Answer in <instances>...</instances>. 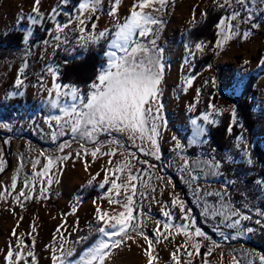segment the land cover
Here are the masks:
<instances>
[{
  "label": "rangeland",
  "instance_id": "1",
  "mask_svg": "<svg viewBox=\"0 0 264 264\" xmlns=\"http://www.w3.org/2000/svg\"><path fill=\"white\" fill-rule=\"evenodd\" d=\"M219 2L223 3V0H219ZM69 3H72V0H69L67 4ZM132 3L133 0H122L119 6L121 18L128 15ZM33 4L34 0H0V33L14 27L22 29L25 36L29 30L32 33L31 22L27 18L20 20L19 16L23 13L27 17L31 13ZM209 4L217 5L216 0H168L164 10L159 13V18L163 23L156 33L158 37L156 46L161 50V62L164 65L163 79L160 85L164 122L158 138L160 158L156 159L154 156L137 152L126 136L120 137L125 148L135 152L141 162L148 161V164L133 162L136 169H146L140 175L146 181V185L142 186L141 190L147 192L146 197L137 198L138 207L134 215L142 220V230L152 237L156 221L164 220L161 215L162 207L167 205L176 217L175 222H181L179 208L171 207L173 195L178 194L185 202L186 210L191 209L190 215L195 219V227H200L209 237V239H205L207 245L210 246L213 243L219 245L207 257L209 264H233V257L238 258L240 264H247L248 260H254V264H261L260 260L255 257L264 255V251L248 241L250 232H247V240L242 237L233 238V236L244 234L245 229L253 228V225H246V221H241V226L229 228L221 223L219 217L213 218L211 215L204 214L205 201L209 205H213L217 201V197L205 196L204 192L219 191L230 179L221 175L219 169L220 175L205 178L201 174V179L192 183L188 174L181 171L180 157L177 155L175 141L172 139L173 136L177 137L183 145L182 154H186L189 159L215 157L220 161L215 148L206 143L207 136L205 134L201 138L204 143H190L193 127L190 121L199 118L198 123L202 124L206 133L209 123L203 121L202 114L209 113V119L216 122L223 110H230L229 108L234 104L233 96L242 92L246 80L252 75L253 86L257 89L255 94L251 93L249 96L250 99H255L252 107L255 116L253 132L264 142V63H261L264 60V0H249L247 5L237 4L233 0L232 12H240V16L231 21L235 35L224 41L222 46L217 47L218 40L223 39V35L219 34L214 42L216 53L213 62L195 69L197 58L207 49V40L191 41L188 30L204 15L205 8ZM109 6L110 0H103L102 10L97 13L99 20H96L95 17L93 19L97 24V31L111 27V24L114 23L108 15ZM39 8L42 14L39 24H43L47 18L51 19L50 13L53 8L58 10L56 21L60 23L66 22L69 18L65 13L72 16L76 14L75 10H70L66 4L61 3V0H41ZM249 12L253 14V18L246 22ZM93 21H89L87 24L89 30ZM52 22L46 36L35 40L30 49L26 45H22L0 57V77H2L0 84L5 87H16L18 93H23L22 95L17 94L16 96L21 99L14 102L16 108L15 127H10L7 130L0 129V161L4 168L0 172V191L7 188L11 192V195H8L6 199H0V264H6L7 251L10 246L13 249L17 247L18 238L26 246L22 248L25 253L28 251L34 253L35 264H53L52 249L53 247L59 248L60 234L67 237L65 247H71L78 236L87 235L90 231L89 225L95 223L93 200L105 191L100 190L99 193L91 194L93 190L99 189L96 185L103 179L102 167L107 165L108 157H98L95 161L90 154L85 158H76L74 153L78 150L77 141H71L69 136L56 140L51 136L52 129L48 126L47 118L58 113L48 103L47 89L51 88L53 83V75L49 69L56 70L58 68L59 70V62L55 53L74 56L81 55L85 51L78 45L75 33L68 36L67 44L62 42L63 35L60 42L54 40L55 22L53 20ZM253 24H257L258 27L253 28ZM249 31L251 34L244 38V33ZM57 43H60L58 48L56 47ZM103 43L105 51V42ZM197 43L203 45V51L196 49ZM73 49L75 50L73 51ZM4 57H7L14 68L11 69L8 66V72L5 71L7 74L1 69ZM15 62L19 64L16 68L17 71L13 66ZM25 63L27 67L23 73H20L19 69ZM102 63H104V59ZM18 76L24 81L23 85L19 87L15 85ZM189 77L193 78L190 85L187 84ZM57 82L75 84L61 82L59 75ZM208 84H211L213 88L212 90L207 89L208 94L209 96L215 94L216 100L210 101L207 106H203L199 110L196 107L197 103L200 98H203ZM75 85L81 87L78 84ZM5 100L6 98L0 99V101ZM210 104L214 108H210ZM235 124L238 126V130L233 136L232 146L225 148V157L227 159L231 157L230 161L232 162L247 163L248 158L252 161L248 144L249 134L237 113ZM241 135L243 141H238L237 137ZM100 139L103 141L107 137L101 136ZM64 140L71 141V147L66 148L64 152H72L73 156L62 164L58 163L52 170L55 173L54 182L48 187L45 181L44 186L47 191L44 196L40 195L39 178H34L36 189L31 193L33 198L26 200L21 197L20 202H17L15 196L23 188V181L26 178L33 179L32 159L40 152L53 156L63 155L64 153L58 152V148ZM238 144L239 147H237ZM88 147L91 149L94 145L89 144ZM103 150L108 151V146L106 145ZM115 159L122 160L123 156L117 155ZM85 160L89 165L87 170H85ZM44 163L46 161L41 157V164L37 166V170L42 168ZM60 169L63 170L60 171ZM97 172H100V176L92 186H87V181ZM14 176L17 177V188L12 190L10 185ZM57 179L58 183L55 182ZM197 185L201 188L200 192L195 191ZM228 185L229 183L227 187ZM259 189L261 200L264 199V190L261 189V186ZM228 198L230 199L229 196ZM98 203L101 202L98 201ZM102 203L104 208H109L106 200ZM245 204L242 206L243 209L240 208L241 212L252 217L249 221L253 220L256 224L263 225L264 218H261L263 215L260 214L263 211L260 205L251 207L247 203L248 208H245ZM233 205L237 207L235 204ZM74 207L76 211L73 213ZM193 207H196L201 222H205L209 227L207 230L197 222L192 211ZM258 220L260 223L256 222ZM58 227L60 233H57ZM13 230L16 232L15 236ZM54 234L56 235L55 240L53 239ZM132 235L135 236V233ZM92 239L94 240L95 236ZM185 239L183 235H175L174 238L169 237L168 240L161 237L158 244L154 241V254L158 257L154 264H173L171 253L176 250L178 245H183ZM136 240L137 243L129 240L126 245L114 250V254L106 264H147L144 250L138 246V244H144V241L139 236H136ZM245 242L249 245L244 244ZM75 247L79 252L82 246L76 245ZM188 250L193 252L192 257H188L183 250L179 253L182 264H187V261H192L196 256L195 250L190 246ZM252 254H255V257ZM27 259L29 264H32V259L30 257ZM20 264H23V261Z\"/></svg>",
  "mask_w": 264,
  "mask_h": 264
},
{
  "label": "snow or ice",
  "instance_id": "2",
  "mask_svg": "<svg viewBox=\"0 0 264 264\" xmlns=\"http://www.w3.org/2000/svg\"><path fill=\"white\" fill-rule=\"evenodd\" d=\"M68 2L69 0H61L62 4ZM121 2L122 0H110L108 15L114 23L111 24V27L99 31H97V24L93 21V17L99 20L97 13L102 10L103 0H79L75 6L76 14L72 16L65 13L69 18L64 23L56 21L57 8H53L50 13L51 19L55 22L54 40L60 42L63 35L62 42L67 44L68 36L75 33L78 45L85 50L90 45H99L101 41L105 42L104 63L97 67L96 75L87 84L86 91L75 84L58 83V68L56 70L49 69L53 75V83L51 88L47 89L48 103L58 113L47 118L48 126L52 129L51 136L54 140L69 136L71 141H77L78 150L74 153L76 158H85L89 154L93 161L98 157H108L107 165L102 167L103 179L96 185L105 191L93 200L95 223L90 224L88 234L78 236L71 247H65L67 237L61 233L59 248L53 247L52 249L53 264H106L114 254V250L126 245L129 240L137 243L136 236L141 237L144 241V244H138V246L144 250L147 264H154L158 260L154 254V241L158 244L161 237L168 240L169 237L174 238L175 235H183L186 238L185 243L178 245L176 250L171 253L173 264H182L179 255L181 250L188 257H192L193 252L188 250L190 246L195 250V255L198 256L203 240L209 239L200 227H195V219L190 215L191 209L186 210L185 202L178 194L173 195L171 207L179 208L181 222H175L176 217L167 205L162 207L161 215L164 220L156 221V228L153 229L154 235L152 237H149L142 230V220L134 215L137 198L146 197L147 192L141 190V187L146 185V181L140 175L146 169H136L133 162L148 164V161L141 162L135 152L125 148L120 137L126 136L137 152L154 156L156 159L160 158L158 138L164 123L160 85L163 79L164 65L161 62V50L156 46V39L158 38L156 33L163 23L159 18V13L164 10L168 0H133L128 15L123 18L119 15ZM40 3L41 0H34L31 13L27 17L21 13L19 19L27 18L31 24L39 23L42 17L39 8ZM216 3L219 8L226 6L231 8L233 0H223V3L216 0ZM235 3L247 5L249 0H235ZM239 16L240 12L233 11L230 16L220 19L217 28L219 33L223 35V39L218 40L217 47L222 46L224 41L235 35L231 21L236 20ZM252 18L253 14L249 12L246 22L251 21ZM89 21H93L90 30L87 27ZM252 27H258V25L253 24ZM250 34V31L245 32L244 38ZM29 36H31L30 30L25 36V41ZM56 47H60V43H57ZM195 47L197 50L203 51L202 44L197 43ZM261 63H264V60ZM26 67L27 64L25 63L19 72L23 73ZM192 79V77L188 78V85L192 83ZM23 83L24 81L18 76L15 85L19 87ZM213 85L215 86L214 81ZM17 94L22 95L23 93H12V95ZM209 107L214 108L211 104ZM209 115V113L202 114L203 121L215 123L209 119ZM232 116L233 122H235L236 112L234 108L232 109ZM198 119L195 118L190 121L193 126L190 140L192 144L204 143L201 138L205 134V128L201 123H198ZM3 127H7V125H3ZM228 131L231 133V126ZM101 136L107 137V139L102 141ZM172 139L175 141V150L180 157L181 171L188 174L192 183L201 179V174L205 178L220 175L221 161L216 160L215 157L189 159L186 154H182L183 145L177 137L173 136ZM237 140L243 141V136H238ZM71 141L64 140L59 145L58 152L64 153L63 155L53 156L40 152L32 159L33 179L26 178L23 181V188L15 196L17 202H20L21 197L26 200L33 198L31 193L36 189L34 178H39L40 195L44 196L47 191L44 186L45 181L48 187L54 182L55 173L52 170L58 163L62 164L73 156L72 152H64L66 148L71 147ZM89 144L94 145V147L89 149ZM106 145L108 151L103 150ZM117 155L123 156V159L116 160ZM41 157L46 163L37 170V166L41 164ZM228 159L231 160L232 158L228 157ZM247 163H252L250 158H248ZM88 167L87 160H85V170ZM3 170V163L0 161V172ZM62 170L60 169V171ZM99 176L100 172L95 173L87 181V186H92ZM55 182L58 183L59 180L57 179ZM168 183L170 184L171 181L169 180ZM228 183L231 182H226L224 188L219 191L204 192L205 196L217 197V201L213 205H209L205 201L204 214L211 215L213 218L219 217L221 223H224L226 227L237 228L241 226V221L250 220L252 217L242 213L240 208L232 204L228 198ZM256 183L264 190V180H257ZM10 188L12 190L17 188L16 176L12 178ZM25 190L30 191L26 192ZM195 191H201L199 185ZM8 195H11V192L7 188L0 191V199H6ZM105 200L109 208L103 207L102 202ZM244 207L248 208L247 203ZM75 211L76 208L74 207L73 213ZM260 214L264 215V212H260ZM256 222L260 223L259 220ZM245 231L251 232L253 229L249 227ZM57 233H60L59 227ZM132 233H135V236ZM13 235H16L15 230H13ZM93 236H95L94 240L92 239ZM53 239H56L55 234ZM34 244L33 239V246ZM76 245L82 246L79 252H77ZM218 246L215 243L208 246L203 264H209L207 257ZM23 247L26 246L18 238L17 247L13 249L10 246L7 251L6 264H20L21 261L23 264H29L28 257L32 259V264H35L34 253L32 251L25 253L22 250ZM252 255L255 257V254ZM255 258L264 264V255ZM187 264H191V260L187 261ZM233 264H240V260L233 257ZM247 264H254V260H248Z\"/></svg>",
  "mask_w": 264,
  "mask_h": 264
},
{
  "label": "trees",
  "instance_id": "3",
  "mask_svg": "<svg viewBox=\"0 0 264 264\" xmlns=\"http://www.w3.org/2000/svg\"><path fill=\"white\" fill-rule=\"evenodd\" d=\"M79 0H72V3L66 4L70 10H75L76 3ZM232 9L225 7L219 8L216 4H209L205 8L204 15L193 23L188 34L191 41L197 39L207 40V49L197 58L195 69L201 68L205 64L212 63L216 46L214 42L219 36V29L217 24L222 17L230 16ZM94 19V17H93ZM162 20V19H161ZM53 24L50 18H47L43 24H31L32 33L25 41L24 31L18 27H14L5 32L0 33V57L6 53L15 50L16 47L26 45L31 48L35 40L46 36L50 26ZM104 43L99 45H90L81 55H61L55 53L59 62V79L61 82H74L80 85L85 91L87 84L94 79L97 67L103 61ZM67 61V63H65ZM254 78L251 75L245 82L243 90L240 94L234 95V104L230 110H223L219 115V119L215 123H209L208 130L205 133L207 136L206 143L215 148L216 155L221 161V175L230 179L228 185V194L237 207L242 208L244 203H248L251 207L260 205L264 212V199L260 200V189L256 181L264 180V142L253 132L255 125V116L253 114V104L255 99H250V94L256 93V87L253 86ZM213 89L211 84H208L203 98H200L197 103V108L200 110L203 106H207L210 101L216 100L215 94L209 96L207 89ZM19 96H12L5 101H0V105L5 109L14 107V102L19 101ZM235 109L237 115L240 117L242 125L248 132L249 148L252 154V163L232 162L225 157V148H229L233 144V136L238 130V126L233 122L232 109ZM3 115H6L5 112ZM231 126V133L228 131ZM9 147V146H7ZM101 189H95L91 194L99 193ZM138 207V199L136 202V209ZM193 213L197 222L207 230L209 228L205 222H201L196 207H193ZM264 218V215L263 217ZM264 221V220H263ZM246 225H253V231L250 232L248 241L264 251V224H256L255 222L247 220ZM208 250V245L205 240L199 250L200 255H196L191 264H202L204 254Z\"/></svg>",
  "mask_w": 264,
  "mask_h": 264
},
{
  "label": "crops",
  "instance_id": "4",
  "mask_svg": "<svg viewBox=\"0 0 264 264\" xmlns=\"http://www.w3.org/2000/svg\"><path fill=\"white\" fill-rule=\"evenodd\" d=\"M2 61H3V64L1 66V69L4 72L5 71L8 72L7 71V67L8 66H10L11 69H14V68H12V66H11L10 62L8 61L7 57H4L2 59ZM18 65L19 64L16 63V62H15V65H13V66H15V71H17L16 68L18 67ZM0 78H2V77H0ZM0 83H1V81H0ZM70 83H74V82H70ZM12 93H18V89L16 87H13V86L5 87L4 85L0 84V99L1 100L5 99V98L7 100L8 98H10L12 96H16V95H12ZM4 112H5L6 115H3ZM15 115H16V108L11 106L10 109L6 110L5 107L0 105V129L7 130L10 127H15V124H16ZM3 125H7V127H3ZM227 191H228V187H227ZM247 234H248L247 231H245L244 234L233 236V238L237 239L239 237H242V238H244V240H247V238H248ZM244 244L249 245L247 242H245ZM250 246H254V245H250ZM254 247L257 248L256 246H254Z\"/></svg>",
  "mask_w": 264,
  "mask_h": 264
}]
</instances>
